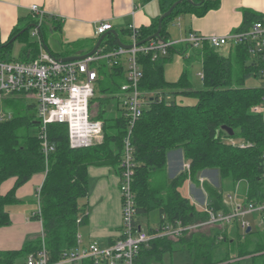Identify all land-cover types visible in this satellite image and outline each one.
Returning <instances> with one entry per match:
<instances>
[{
	"label": "trees",
	"instance_id": "obj_1",
	"mask_svg": "<svg viewBox=\"0 0 264 264\" xmlns=\"http://www.w3.org/2000/svg\"><path fill=\"white\" fill-rule=\"evenodd\" d=\"M157 1L162 14L177 0ZM192 2L182 0L177 4L162 20L159 36L153 40L169 39L167 26L173 18L185 13L201 16L216 7L219 0ZM158 17L148 26L138 28L137 42L155 33ZM263 18L252 10H245L243 25L238 30ZM29 20L23 33H19L22 27H17L8 41L0 43V60L28 61L37 56L38 43L28 40L26 30L32 22L38 23L39 20L33 14ZM13 38L24 42L18 58L11 56ZM117 46L111 34L101 42L103 51ZM173 49L174 46L167 55L155 60H152L151 53L138 54L143 71L139 87L144 92V108L130 134L137 162L132 181L136 224L152 210L159 212L161 221L163 217L171 222L179 219L185 224L205 221L208 215L197 210L182 195L180 188L188 179L198 183L199 174L206 170L215 169L222 181L233 185L246 182L245 203H264V124L261 115L250 110L263 98L264 87L245 84L247 78L259 76L260 65L243 45L233 46L227 55L204 45L202 87L193 88L186 70L176 81L165 79L164 63L172 56ZM98 68L99 75L105 76L108 83L102 85L100 81V91L105 96L91 100V104L98 100L97 111L95 107L91 109L96 115L91 111V116L104 123L102 143L71 148L66 125L51 123L47 133L53 149L45 153L38 138L35 113L12 114L10 119L0 121V184L9 177L16 178L13 188L6 195L0 194V227L10 224L6 206L16 200L15 189L32 175L45 173L38 194L39 212L32 215L41 222L43 236L26 240L20 249L0 251V264L21 263L29 253L40 250L42 243L50 262L59 261L64 251L76 249L78 229L88 221L86 203L82 202L88 196V167L108 165L120 173L128 121L120 101L116 105L117 116L105 117L103 112L109 99L117 96L125 82L124 68L122 65L107 69L100 65ZM178 95L193 98L195 102L182 104L176 100ZM222 126L232 128L234 134L228 135ZM230 138L252 145L246 148L233 146L229 143ZM174 149L182 151L189 170H182L168 181L165 174L167 155ZM203 186L211 199L209 206L218 210L214 205L217 201L218 206L224 208L221 202L223 191L207 184ZM231 224L235 227L203 225L176 239L152 240L139 248L135 264L162 263L163 256L179 246H185L191 255V260L184 264H264V224L255 228L250 225L248 231L247 228L241 229L238 221ZM83 264L92 262L86 260Z\"/></svg>",
	"mask_w": 264,
	"mask_h": 264
},
{
	"label": "built area",
	"instance_id": "obj_2",
	"mask_svg": "<svg viewBox=\"0 0 264 264\" xmlns=\"http://www.w3.org/2000/svg\"><path fill=\"white\" fill-rule=\"evenodd\" d=\"M31 14L41 21L44 13L35 4L30 6ZM109 21H101L95 26V35L99 37L110 31ZM129 48L117 46L109 51L98 50L80 60L62 61L60 58L40 50L36 57L28 61L0 60V96L24 94L35 100V118L38 122V138L45 153L53 149L49 143L47 127L51 123H63L67 127L68 143L71 148L89 147L103 141L104 123L101 119L91 116V100L95 97V85L99 78V66L106 62L109 66L122 65L125 82L120 86V107L128 121L127 134L123 139V152L120 162L119 194L121 200V225L118 237L106 245L96 240L87 246L64 251L57 262H50L44 244L40 250L29 253L21 264H83L86 260L92 264H135V257L142 245L158 238L176 239L203 225H229L238 221L240 228L250 227L245 220L248 214H256L258 225L264 224V203H245V195L238 193V185L222 197L223 210H215L209 203L203 205V211L208 215L203 222L185 224L177 219L174 222L163 217V221L153 230L145 231L136 224V201L132 189V181L137 167L133 156L130 140L132 127L141 117L144 108V92L139 85L143 77L138 54H152V60L168 54L171 47L177 44L171 39L150 40L142 45H136L138 27L128 26ZM36 31H34V34ZM179 42L191 49H201L209 45L215 49L231 44L243 45L252 57H255L259 67V77L264 87V18L252 22L243 30L231 31L225 35H202L189 32ZM203 78V75L201 74ZM253 113L262 117L264 124V96L261 101L251 106ZM11 113L0 112V121L8 120ZM233 146L246 148L250 142L239 139H229ZM264 158V153H263ZM184 170H189L187 162ZM264 177V171H263ZM203 182V179H199ZM39 189L36 193L39 212ZM79 234H77V244ZM19 264V263H14Z\"/></svg>",
	"mask_w": 264,
	"mask_h": 264
},
{
	"label": "crops",
	"instance_id": "obj_3",
	"mask_svg": "<svg viewBox=\"0 0 264 264\" xmlns=\"http://www.w3.org/2000/svg\"><path fill=\"white\" fill-rule=\"evenodd\" d=\"M33 4L37 5L44 15L41 21L32 22V25L26 30L28 40L36 41L39 51L48 52L58 58L83 55L89 52L98 38L95 35V26L101 21H109L112 25L110 31H115L120 41L129 45L130 39L127 34L129 25L138 28L148 26L152 19L161 14L157 0L146 3L142 0H0L1 44L8 41L15 28L22 27L19 33L25 31L24 29L30 21V6ZM245 10H252L264 17V0H219L216 7L209 9L201 16L185 13L169 21L167 26L169 39L177 42L171 54H178L183 58L182 71L188 72L187 66L192 62L201 63V71H203V54L202 48L191 49L179 42L181 39L189 32L202 35H225L238 30L243 25ZM34 31H36L35 34ZM12 41V47L17 41L21 43V49L23 48V41L16 38H13ZM232 47L233 45L228 44L223 46V48H227L226 52L217 50L222 55H227ZM253 59L258 63L255 57ZM100 65L109 68V64L106 62H102ZM102 78L103 76L99 75L97 80L99 88H101L99 84ZM116 95L114 96L116 98L114 107L117 110L116 105L120 101V92ZM10 96L27 97L24 94ZM102 96L104 95L99 97ZM91 105L94 107V103ZM91 111L94 113L93 115H96L94 109ZM184 163L185 160L180 149H174L168 153L165 169L168 181L183 170ZM44 177L45 173H36L15 189L16 200L6 206L10 224L0 227V251L20 249L26 240L43 236L41 222L33 219L32 215L38 209L36 193ZM88 177V196L83 200L87 207L88 221L78 229V247L87 246L94 240L101 245L113 242L119 235L121 225L118 171L108 165L90 166L88 167ZM200 178L203 179L202 183L200 180L198 183H194L190 179L186 180L189 197H185L193 203L197 210L203 211V205L211 201L203 185L214 186L212 184L213 173L211 170H206L199 175ZM15 181V177L4 180L0 184V194L6 195L13 188ZM220 185L225 187L224 191L229 192L236 188L237 183L233 185L224 181V183L220 182ZM246 190V182L240 181L238 193L243 196ZM220 209L218 207V210ZM149 214L139 218L137 223L138 227L143 230H145L143 223H146L147 230L145 231L155 229L161 223L158 212L157 222L151 227L148 220ZM251 215L257 221L256 226H259L256 214L246 215L245 220L249 221V225H253L248 219ZM229 225L227 226L230 229ZM81 227H84V230L80 234Z\"/></svg>",
	"mask_w": 264,
	"mask_h": 264
},
{
	"label": "rangeland",
	"instance_id": "obj_4",
	"mask_svg": "<svg viewBox=\"0 0 264 264\" xmlns=\"http://www.w3.org/2000/svg\"><path fill=\"white\" fill-rule=\"evenodd\" d=\"M220 50H223L224 52L227 51V48H223L221 46L218 48ZM21 51V43L15 42V44L12 47L11 56L14 58H18ZM183 58L178 54H173L169 59H167L164 63V77L169 81H176L183 69ZM188 78L191 81L193 88H201L202 87V80H201V63L199 62H192L188 66ZM107 69V68H106ZM102 80V85H105L108 83L107 78L104 76ZM245 84L247 86H263V81L259 76L256 77H249L245 80ZM101 95H104L103 92L100 91V88L98 85H95V99ZM176 100L182 104H192L195 102L193 98L185 97L182 95H178ZM98 100L94 101V107L96 108ZM116 102V98L112 97L109 99V102L105 106L104 116L105 117H115L119 114V111L115 109L114 105ZM96 103V104H95ZM93 106L91 107V109ZM0 112L4 114H33L36 112L35 108V100L31 97H12V96H0ZM109 131L112 132L110 129ZM184 170V169H183ZM213 173V179L212 184L214 185L218 191L223 190V195L227 194V191L225 190L224 186L220 185V182H223L220 176L217 175L216 170H211ZM201 175V174H199ZM181 193L184 196L189 197L188 195V183L185 182L182 187L180 188ZM225 196V195H224ZM83 202V200H82ZM199 206V205H198ZM159 217L157 210H152L148 216V220L150 221V226L152 227L156 222L157 218ZM248 219L253 224V227L255 228L257 221H255V218L251 215V217H248ZM144 229L147 230L146 223H143ZM224 226V225H220ZM230 228H234L235 225L230 224ZM257 227V226H256ZM259 227V226H258ZM84 227L80 228V234L83 232ZM232 233V232H231ZM191 260V255L188 251V249L185 246L178 247L175 251H173L171 254L166 253L163 256V262L162 263H156V264H184L186 262H189Z\"/></svg>",
	"mask_w": 264,
	"mask_h": 264
},
{
	"label": "water",
	"instance_id": "obj_5",
	"mask_svg": "<svg viewBox=\"0 0 264 264\" xmlns=\"http://www.w3.org/2000/svg\"><path fill=\"white\" fill-rule=\"evenodd\" d=\"M181 1H182V0H177V1L174 2V3H173V4H172V5H171V6H170V7H169L164 13L160 14L159 17H158V27H157V30L155 31V33H153L152 35L148 36L147 38H145V39H143V40L137 42L136 45H142V44H144V43H146V42H148V41H150V40H152V39L158 37V36H159V33H160V31H161V22H162V20H163L165 17H167V16L171 13L172 9H173L177 4H179ZM187 1L193 3L192 0H187ZM202 1H203V0H200V3H201ZM109 33H111V34L114 36V38L116 39V42H117V45H118V46H121V47H124V48H129V47L131 46V45H126V44L122 43V42L120 41L119 37H118V34H117L115 31H109V32H106L105 34L100 35V36L97 38L95 44L93 45L92 49H91L89 52H87V53H85V54H83V55H75V56L61 57L60 59H61L62 61L80 60V59H83V58H85V57H87V56H89V55L95 53V52L98 50V48L100 47L101 42L103 41V39H104V38L106 37V35L109 34ZM221 129L224 130V131H225L228 135H230V136H232V135L234 134L233 129L230 128V127L222 126ZM214 205H215V208H218V207H219L217 201H214ZM249 229H250V227H247L246 231H248Z\"/></svg>",
	"mask_w": 264,
	"mask_h": 264
}]
</instances>
